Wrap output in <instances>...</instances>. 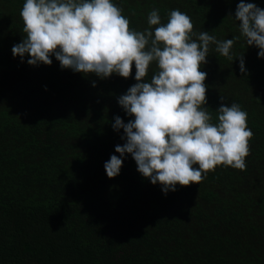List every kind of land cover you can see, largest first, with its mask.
<instances>
[{"label": "trees", "instance_id": "1", "mask_svg": "<svg viewBox=\"0 0 264 264\" xmlns=\"http://www.w3.org/2000/svg\"><path fill=\"white\" fill-rule=\"evenodd\" d=\"M24 2L0 0V264H264V58L239 31L240 0H113L137 31L151 10L166 23L179 9L193 39L239 37L232 60L210 45L201 70L213 122L222 103L248 113L246 170L218 166L167 194L131 154L114 178L104 168L126 142L115 117L134 119L118 103L137 83L134 64L128 78H100L61 68L55 55L51 65L13 57ZM244 2L264 9V0ZM154 71L155 63L144 82Z\"/></svg>", "mask_w": 264, "mask_h": 264}, {"label": "clouds", "instance_id": "2", "mask_svg": "<svg viewBox=\"0 0 264 264\" xmlns=\"http://www.w3.org/2000/svg\"><path fill=\"white\" fill-rule=\"evenodd\" d=\"M19 15L25 36L11 51L22 61L28 54L29 65H51L55 55L61 68L128 78L134 64L137 83L118 98L134 119L125 123L115 117L113 128L123 129L126 142L115 146L120 156L113 154L104 164L109 178L119 174L126 153L165 194L177 185L200 184L218 166L246 170L254 136L248 113L235 102L222 103L213 122L205 107L207 73L201 70L210 45L232 60L230 49L239 37L221 41L202 31L193 39L191 18L179 9L169 12L166 23L158 9L151 10L149 27L137 31L113 0H25ZM235 20L246 44L258 47V57L264 58V9L240 0ZM239 58L243 73L244 59ZM153 63L156 71L144 82Z\"/></svg>", "mask_w": 264, "mask_h": 264}]
</instances>
